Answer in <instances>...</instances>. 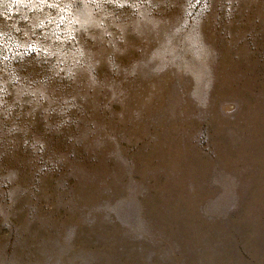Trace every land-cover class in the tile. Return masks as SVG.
<instances>
[{
    "label": "rangeland",
    "instance_id": "obj_1",
    "mask_svg": "<svg viewBox=\"0 0 264 264\" xmlns=\"http://www.w3.org/2000/svg\"><path fill=\"white\" fill-rule=\"evenodd\" d=\"M0 264H264V0H0Z\"/></svg>",
    "mask_w": 264,
    "mask_h": 264
}]
</instances>
